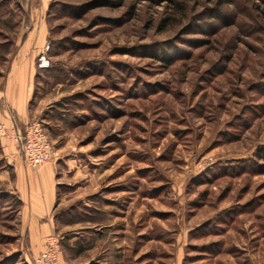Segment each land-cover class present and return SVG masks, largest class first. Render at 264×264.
<instances>
[{
	"label": "rangeland",
	"instance_id": "374dc122",
	"mask_svg": "<svg viewBox=\"0 0 264 264\" xmlns=\"http://www.w3.org/2000/svg\"><path fill=\"white\" fill-rule=\"evenodd\" d=\"M228 1L43 13L50 67L35 57L29 113L57 152L60 262L264 264V0ZM31 19L27 0H0V90ZM0 124V264H43Z\"/></svg>",
	"mask_w": 264,
	"mask_h": 264
},
{
	"label": "crops",
	"instance_id": "0c3cea01",
	"mask_svg": "<svg viewBox=\"0 0 264 264\" xmlns=\"http://www.w3.org/2000/svg\"><path fill=\"white\" fill-rule=\"evenodd\" d=\"M51 1L27 0L33 19L32 26L24 34L11 61L5 86L0 90L4 104V113L0 119L9 117L12 134L23 131L30 120L29 104L34 93L36 73L34 59L48 40L49 29L43 13ZM15 140L19 147L18 140ZM58 183L55 161L33 168L26 165L20 155L19 165L15 168L14 183L7 188L9 191H15L23 202L19 211L21 225L25 227L32 250L37 254L44 249L47 236L57 232L55 210L59 201ZM59 264L69 263L63 259Z\"/></svg>",
	"mask_w": 264,
	"mask_h": 264
},
{
	"label": "built area",
	"instance_id": "2783aa9c",
	"mask_svg": "<svg viewBox=\"0 0 264 264\" xmlns=\"http://www.w3.org/2000/svg\"><path fill=\"white\" fill-rule=\"evenodd\" d=\"M49 49L50 44H47L42 48L38 56V67L42 70L50 67ZM2 127L0 124V133L5 132ZM13 135L18 140L20 153L26 165L30 167L39 168L54 160L57 155L43 120L39 118L30 119L23 132L14 133ZM60 258L59 236L56 233H52L47 236L45 249L38 256V261L43 264H58Z\"/></svg>",
	"mask_w": 264,
	"mask_h": 264
},
{
	"label": "trees",
	"instance_id": "16d2710c",
	"mask_svg": "<svg viewBox=\"0 0 264 264\" xmlns=\"http://www.w3.org/2000/svg\"><path fill=\"white\" fill-rule=\"evenodd\" d=\"M161 3L162 2H167V1H171V0H159ZM228 2H232V0H229ZM51 4V3H50ZM20 148V147H19ZM259 155H261L264 158V150L261 151V153L259 152ZM20 201V200H19Z\"/></svg>",
	"mask_w": 264,
	"mask_h": 264
}]
</instances>
